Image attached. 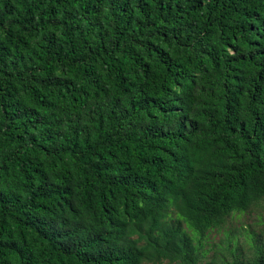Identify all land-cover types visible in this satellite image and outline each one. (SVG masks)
<instances>
[{
	"label": "trees",
	"instance_id": "trees-1",
	"mask_svg": "<svg viewBox=\"0 0 264 264\" xmlns=\"http://www.w3.org/2000/svg\"><path fill=\"white\" fill-rule=\"evenodd\" d=\"M263 203L264 0H0V264H199Z\"/></svg>",
	"mask_w": 264,
	"mask_h": 264
},
{
	"label": "rangeland",
	"instance_id": "rangeland-1",
	"mask_svg": "<svg viewBox=\"0 0 264 264\" xmlns=\"http://www.w3.org/2000/svg\"><path fill=\"white\" fill-rule=\"evenodd\" d=\"M263 240L264 203L263 206H258L249 212L231 217L223 227L210 230L201 239V251L205 254L199 264H228L232 257L231 251L227 248L228 244L232 249L239 247L244 253H249ZM214 257L216 263H211L215 261ZM161 264L171 263L165 260Z\"/></svg>",
	"mask_w": 264,
	"mask_h": 264
}]
</instances>
